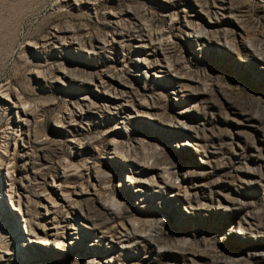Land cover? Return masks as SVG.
<instances>
[{"label":"rangeland","instance_id":"374dc122","mask_svg":"<svg viewBox=\"0 0 264 264\" xmlns=\"http://www.w3.org/2000/svg\"><path fill=\"white\" fill-rule=\"evenodd\" d=\"M0 264H264V0H0Z\"/></svg>","mask_w":264,"mask_h":264},{"label":"bare ground","instance_id":"6f19581e","mask_svg":"<svg viewBox=\"0 0 264 264\" xmlns=\"http://www.w3.org/2000/svg\"><path fill=\"white\" fill-rule=\"evenodd\" d=\"M191 36V35H190ZM198 38H200V37H202L203 36V34L202 33H197V35H196ZM197 38V39H198ZM141 62H145L143 59L141 60ZM191 144V143H190ZM186 145L188 146V144L186 143ZM163 177H165V176H163ZM163 183H166V181L163 179ZM170 184V183H169ZM174 195L173 196H175L176 198H179V199H182V198H184L182 195H181V193L180 192H174L173 193ZM112 208H115V207H112ZM123 208V207H122ZM71 228H74V229H79L78 227H75V226H71ZM124 229V228H123ZM129 229H131V228H128V230ZM126 230H127V228H126ZM132 230V229H131ZM133 230H134V228H133ZM74 231H76V230H74ZM130 231V230H129ZM123 233H125V232H123ZM129 234V233H128ZM39 242H41V243H43L44 244V242L43 241H39Z\"/></svg>","mask_w":264,"mask_h":264}]
</instances>
